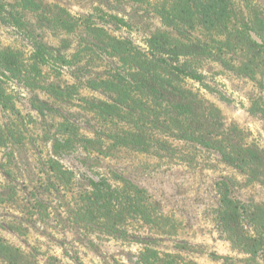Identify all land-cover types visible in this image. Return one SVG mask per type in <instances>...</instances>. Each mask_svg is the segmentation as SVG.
<instances>
[{
  "label": "trees",
  "instance_id": "1",
  "mask_svg": "<svg viewBox=\"0 0 264 264\" xmlns=\"http://www.w3.org/2000/svg\"><path fill=\"white\" fill-rule=\"evenodd\" d=\"M75 1L90 6L72 13L61 0H0V26L19 46L0 42V206L19 214L1 227L24 235L23 248L0 238V264H45L43 244L28 238L48 236L47 228L77 231L86 247L94 246L88 235L123 238L136 244L137 264H201L186 254L200 249L179 238L182 221L135 177L80 176L64 165L66 152L79 147L188 168L212 159L237 173L242 184L226 175L215 182L211 211L232 255L209 256L215 264H264V202L236 196L239 186L264 190V148L188 86L219 67L264 93L263 11L252 0ZM139 26L144 48L114 33ZM30 115L36 127L54 128L41 129L46 153L39 135L19 128ZM83 120L91 138L78 133ZM165 240L173 251L158 249ZM66 257L78 264L79 257Z\"/></svg>",
  "mask_w": 264,
  "mask_h": 264
},
{
  "label": "rangeland",
  "instance_id": "2",
  "mask_svg": "<svg viewBox=\"0 0 264 264\" xmlns=\"http://www.w3.org/2000/svg\"><path fill=\"white\" fill-rule=\"evenodd\" d=\"M152 1L156 2L157 0ZM252 2L264 13V0H252ZM61 3L68 6L72 13H85L82 10L83 4L87 8L90 6L85 2L78 4L75 0H61ZM121 8L127 14L134 12L128 5H123ZM154 25L159 26L156 22ZM140 27L139 30L137 27H122L114 33L127 37L139 47L144 48L145 30L143 31ZM15 41L18 39L14 40L13 33L0 26V42L5 46H18V44H14ZM208 69L205 68L202 71L201 80H190L188 86L217 105L228 121L237 123L241 129L248 132L251 139L264 148V93L257 90L253 81L225 75L219 67ZM12 89L19 94L20 98L26 97L24 89L17 87ZM17 107L23 115V106L18 102ZM24 120L26 127H19L20 130L25 129L26 131L27 129L30 133L39 135L40 148L46 153L50 148V143L46 146L43 145L45 138L43 137L44 131L42 130V132L41 129H48L53 133L54 128L36 127L38 123L32 115L26 116ZM78 128L79 135L92 137L90 133L92 127H86L84 120L81 127ZM104 151L106 154L89 153V150L87 152L79 147L77 151L66 152L62 157V162L80 176L87 172L89 176L102 177L103 175L112 178V173L116 172L131 178L135 177L141 185H145L150 190L154 200L159 203L164 212H171L182 221L183 227L179 238L185 244L200 249V252H197L195 248L193 252H186L189 258L201 264H215L209 256L211 253L221 256L232 255L227 243L220 240L211 216L217 199L213 188L215 182L225 175L242 184L243 179L240 175L215 163L212 159L208 161L205 158L204 160L200 159L198 163L192 165L195 168H188L174 165L168 160L157 161L146 155L126 152V150ZM2 153L3 151L0 150V161ZM76 179L78 180V177ZM236 189L238 199L264 202V190L259 186H239ZM17 211L11 207L0 206V238L16 247L23 248L24 235L18 236L1 227V224L11 227L12 217L19 215ZM22 226L24 228V225ZM41 231L42 229L39 230V233ZM46 234L48 236L45 234L40 236L38 232H35L31 233L28 238L29 242L39 239L43 244L41 253H43L42 261L45 264L46 262L47 264H58V262L59 264H74L68 260L66 254L79 257V260L76 261L78 264H137L135 255L138 249L136 244L131 242L128 244L123 238L116 239L105 234H99V237L88 235L94 246L86 247L77 242L83 237L82 234L74 230L59 234L56 229L47 228ZM52 239H56L55 242L63 241L65 244L52 245ZM173 244L172 241L165 240L158 246V249L173 251Z\"/></svg>",
  "mask_w": 264,
  "mask_h": 264
}]
</instances>
